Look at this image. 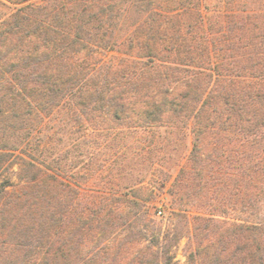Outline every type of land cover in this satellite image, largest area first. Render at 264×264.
<instances>
[{"label": "trees", "instance_id": "trees-1", "mask_svg": "<svg viewBox=\"0 0 264 264\" xmlns=\"http://www.w3.org/2000/svg\"><path fill=\"white\" fill-rule=\"evenodd\" d=\"M2 1L17 7L0 13V264H173L184 238L140 197L59 175L69 151H31L65 105L122 181L134 160H180L169 135L190 130L169 189L189 264H264V0Z\"/></svg>", "mask_w": 264, "mask_h": 264}, {"label": "rangeland", "instance_id": "rangeland-1", "mask_svg": "<svg viewBox=\"0 0 264 264\" xmlns=\"http://www.w3.org/2000/svg\"><path fill=\"white\" fill-rule=\"evenodd\" d=\"M41 1L33 0L34 3H40ZM16 7L0 0V13L9 14ZM106 56L111 58L118 56V54L108 53ZM184 134L186 136L183 137ZM140 136L143 138L141 145L148 143L146 138L149 137V134L146 131L142 132ZM169 136L172 138V142L180 139L182 141L178 143H188L189 148L182 154L180 160L176 162L177 154L172 159L154 160L157 161L154 167H158V169L149 173L145 172L142 167L150 164L152 158L142 159L143 161L134 160L130 165L131 168L127 170V175H125L130 178L122 181L117 176L115 168L118 153L109 152L106 148H95V145L94 147L88 146L92 141L91 137L86 135L83 124L77 122L76 113L70 105H65L62 110L57 111L48 118L44 125L38 129L31 143V151L37 153L36 150L41 149V154H37V157L41 162L46 163L49 158L58 157L60 154L69 151L68 157L63 159L61 163V166L68 168V172L66 175L61 174L62 170L58 168V174L80 185L86 193L94 195L118 194L119 196L129 194L147 201L149 219L156 223L158 227L164 229L176 228L178 231H182L184 238L170 252L173 257V264H189L187 255L189 252L190 231L187 219L177 216L179 212L174 210L177 206L170 196L169 189L173 178L177 175L178 166L184 164L186 156L191 150L192 136L190 130L182 131V135L171 132ZM133 149L138 151V145L135 144ZM169 149L172 150V147H169ZM169 155L172 157L173 154L170 152ZM168 166H172V168L167 169ZM165 173H170L172 176L169 182H165ZM127 186L132 188L128 189ZM233 213H236V215L237 213L242 214V212ZM258 214L257 217L253 216V221L264 222V204L259 207ZM174 239L173 235L169 238L170 242H173Z\"/></svg>", "mask_w": 264, "mask_h": 264}]
</instances>
